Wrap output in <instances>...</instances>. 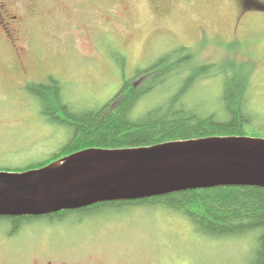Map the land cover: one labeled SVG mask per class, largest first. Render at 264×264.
<instances>
[{
	"label": "rangeland",
	"instance_id": "1",
	"mask_svg": "<svg viewBox=\"0 0 264 264\" xmlns=\"http://www.w3.org/2000/svg\"><path fill=\"white\" fill-rule=\"evenodd\" d=\"M8 1L17 22L12 38L0 26V170L37 163L71 139L65 126L43 118L29 84L54 78L63 101L73 111H85L113 100L125 77L182 46L214 66V76L190 90V101L212 110L229 63H243L251 76L254 123L264 130V11L255 5L244 9L242 0ZM116 53L123 56L116 59ZM167 88L141 99L136 111L158 105ZM74 216L61 222L43 218L12 235L1 221L0 264H252L257 248L254 233L209 236L160 206L123 205Z\"/></svg>",
	"mask_w": 264,
	"mask_h": 264
},
{
	"label": "trees",
	"instance_id": "2",
	"mask_svg": "<svg viewBox=\"0 0 264 264\" xmlns=\"http://www.w3.org/2000/svg\"><path fill=\"white\" fill-rule=\"evenodd\" d=\"M242 3L244 9H251L255 5V9L264 11L263 1L242 0ZM195 54L187 46L174 49L146 68L137 70L135 76L125 77L113 100L80 112L73 111L63 101L56 79L29 84L30 93L41 104L43 118L65 126L71 133V139L48 158L7 170L23 171L41 167L89 147H144L206 136L264 138V130L256 126L254 119L257 117L250 109L251 76L243 63H229L219 93V103L212 110L190 101L193 86L214 76L212 62L196 60ZM116 56L119 59L123 55L116 53ZM186 70L190 72L182 79L181 75ZM140 76L141 83L136 85L134 80ZM171 82L174 83V89ZM167 85L166 93L158 105L142 112L136 111L141 99L149 97L154 90L162 92V88ZM123 205L169 209L187 217L201 233L213 237L254 233L257 248L252 264H264V187L259 186L226 185L187 189L137 200L98 202L79 209L40 216L0 215V222L10 227V234H15L17 230L43 218L50 222H61L72 218L74 214L86 217Z\"/></svg>",
	"mask_w": 264,
	"mask_h": 264
},
{
	"label": "water",
	"instance_id": "3",
	"mask_svg": "<svg viewBox=\"0 0 264 264\" xmlns=\"http://www.w3.org/2000/svg\"><path fill=\"white\" fill-rule=\"evenodd\" d=\"M226 185L264 187V138L206 136L144 147H89L43 167L0 170V215L40 216Z\"/></svg>",
	"mask_w": 264,
	"mask_h": 264
},
{
	"label": "flooded vegetation",
	"instance_id": "4",
	"mask_svg": "<svg viewBox=\"0 0 264 264\" xmlns=\"http://www.w3.org/2000/svg\"><path fill=\"white\" fill-rule=\"evenodd\" d=\"M9 2L10 1L7 2V0H0V26L6 37L8 36L9 38H12L13 35L16 34L15 24L17 22V15L11 12ZM46 264L52 263L48 261Z\"/></svg>",
	"mask_w": 264,
	"mask_h": 264
}]
</instances>
